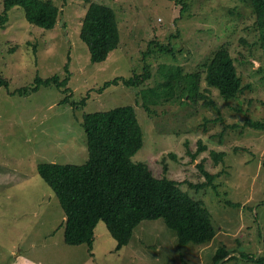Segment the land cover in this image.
Listing matches in <instances>:
<instances>
[{
  "label": "rangeland",
  "instance_id": "obj_1",
  "mask_svg": "<svg viewBox=\"0 0 264 264\" xmlns=\"http://www.w3.org/2000/svg\"><path fill=\"white\" fill-rule=\"evenodd\" d=\"M61 10L53 29L26 20L15 7L0 28V264H260L264 259V130L246 124L264 122V53L255 16L244 0H186L182 16L172 0H93L114 8L120 44L102 63H93L80 33L88 0H50ZM4 10L0 0V15ZM171 42L175 57L156 52L146 62L152 78L140 88L122 84L99 92L106 81L142 73L150 42ZM227 45L244 83L238 99L226 102L205 81L207 100L182 105L165 97L144 110L142 90L160 86L171 67L197 71L213 52ZM69 93L55 86L33 87L37 76L67 75ZM85 106L63 100L68 94ZM133 105L144 131V146L133 157L145 162L157 177L181 182L194 199L203 200L216 228L206 245L180 246L177 233L163 219L144 220L128 245L117 241L106 223L95 230L93 248L65 242V212L51 187L39 175L45 162L84 164L88 160L84 115ZM201 151L196 159L192 156ZM226 152L216 162L212 152ZM219 173L213 186L199 164ZM230 256L216 261L219 249ZM232 257V258H230Z\"/></svg>",
  "mask_w": 264,
  "mask_h": 264
},
{
  "label": "trees",
  "instance_id": "obj_2",
  "mask_svg": "<svg viewBox=\"0 0 264 264\" xmlns=\"http://www.w3.org/2000/svg\"><path fill=\"white\" fill-rule=\"evenodd\" d=\"M175 1L179 15L189 10L186 0ZM250 4L259 33V45L264 53V0H244ZM4 10L0 15V28L9 19V11L21 7L31 24L44 29H53L58 23L60 8L50 0H3ZM87 44L93 63H102L120 44L119 21L111 6L88 0V8L83 18L80 33ZM176 54L171 42L166 44L152 41L144 53L143 72L132 76H119L106 81L99 92L112 85L140 88L152 78L150 66L146 62L156 52ZM195 72L184 73L180 67H171L164 74L166 81L152 89L142 90L144 110L151 116L153 105L159 99L175 100L184 105L187 101L207 100L210 89L201 91L205 81L209 87L218 89L226 102L238 99L250 88L239 74L235 59L227 45L221 46L199 66ZM62 78L54 75L49 78L37 76L33 87H24L20 93L36 92L41 87L55 86L69 93L70 71ZM8 87L7 79L0 75V88ZM105 88V89H104ZM68 94L63 100L73 107L85 106L89 94L80 101H72ZM246 124L264 130V122L247 120ZM83 129L87 135L88 160L84 164H60L43 162L38 165L39 175L51 187L65 212V242L69 245L87 244L93 248L95 230L100 221L117 241L121 250L131 241L135 229L144 220L163 219L168 228L177 233L178 243L206 245L217 234L209 210L203 200L194 199L181 188V182L169 178L168 166L163 167V176L157 177L145 162H137L133 157L144 146V131L133 105L115 107L105 111H95L84 115ZM205 146L192 156L196 159ZM216 162L223 161L226 152H212ZM199 170L205 178L200 186H213L219 173H211L203 163ZM230 256L225 248L219 249L216 261ZM232 258V257H230ZM264 264L263 258L254 259Z\"/></svg>",
  "mask_w": 264,
  "mask_h": 264
}]
</instances>
